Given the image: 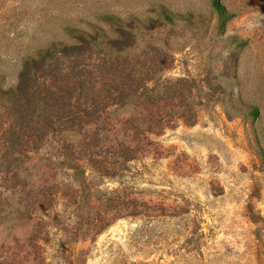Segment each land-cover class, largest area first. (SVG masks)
Instances as JSON below:
<instances>
[{"label": "rangeland", "instance_id": "1", "mask_svg": "<svg viewBox=\"0 0 264 264\" xmlns=\"http://www.w3.org/2000/svg\"><path fill=\"white\" fill-rule=\"evenodd\" d=\"M221 2L0 0V264H264V0Z\"/></svg>", "mask_w": 264, "mask_h": 264}, {"label": "trees", "instance_id": "2", "mask_svg": "<svg viewBox=\"0 0 264 264\" xmlns=\"http://www.w3.org/2000/svg\"><path fill=\"white\" fill-rule=\"evenodd\" d=\"M213 7L218 13L219 24L221 27H224L230 18L231 14L228 12L226 6L221 2V0H213ZM166 17L171 20V17L166 13ZM28 75L27 71L22 72V77H26Z\"/></svg>", "mask_w": 264, "mask_h": 264}]
</instances>
